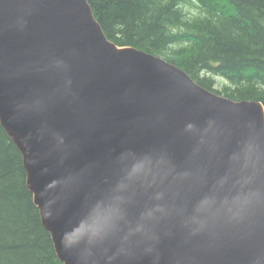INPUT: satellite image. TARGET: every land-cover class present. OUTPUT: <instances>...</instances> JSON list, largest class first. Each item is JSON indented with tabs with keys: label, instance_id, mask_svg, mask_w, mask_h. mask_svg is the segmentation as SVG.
Listing matches in <instances>:
<instances>
[{
	"label": "water",
	"instance_id": "95a60500",
	"mask_svg": "<svg viewBox=\"0 0 264 264\" xmlns=\"http://www.w3.org/2000/svg\"><path fill=\"white\" fill-rule=\"evenodd\" d=\"M0 125L63 264H264L261 102L118 47L87 0H0Z\"/></svg>",
	"mask_w": 264,
	"mask_h": 264
},
{
	"label": "trees",
	"instance_id": "16d2710c",
	"mask_svg": "<svg viewBox=\"0 0 264 264\" xmlns=\"http://www.w3.org/2000/svg\"><path fill=\"white\" fill-rule=\"evenodd\" d=\"M119 47L160 56L204 89L264 107V0H87ZM203 13L175 34V5ZM186 42V43H185ZM0 264H63L26 187L22 156L0 125Z\"/></svg>",
	"mask_w": 264,
	"mask_h": 264
},
{
	"label": "clouds",
	"instance_id": "9594fccd",
	"mask_svg": "<svg viewBox=\"0 0 264 264\" xmlns=\"http://www.w3.org/2000/svg\"><path fill=\"white\" fill-rule=\"evenodd\" d=\"M175 9L180 15L179 25L175 27L166 25V27L168 28V31L172 32L173 34H175L177 31H181V32L184 31V28H183L184 24H192L196 19L203 17V13L193 10L191 5L178 3L175 5ZM192 127L193 125L189 124L187 126V129L190 130ZM62 243H63V238H62Z\"/></svg>",
	"mask_w": 264,
	"mask_h": 264
}]
</instances>
